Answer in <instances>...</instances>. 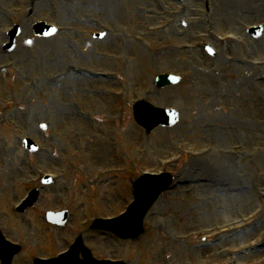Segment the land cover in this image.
I'll list each match as a JSON object with an SVG mask.
<instances>
[{"label": "rangeland", "instance_id": "rangeland-1", "mask_svg": "<svg viewBox=\"0 0 264 264\" xmlns=\"http://www.w3.org/2000/svg\"><path fill=\"white\" fill-rule=\"evenodd\" d=\"M22 1H24V5L19 0L16 4L10 3L8 0H0V67L6 66L5 70H8L0 71V165L3 167V169L0 167V180L8 181L10 189H13V184L20 181L25 183L27 179H32L35 176V169L41 168L36 165L37 162H46L50 168L51 163H58L53 161L54 158L60 161V165H63L65 158H70L81 161L88 168L87 178L83 180L86 184L87 194L93 195V192H97V190L92 191L93 187L88 183L97 170L100 171L107 167H123L127 163L130 171L123 175L125 177L105 179L98 185L102 191H107L115 196L121 188L124 189L125 187L122 179L128 178L130 181L135 179L140 168L155 166L154 158L156 156L165 158L168 151H172L176 145L184 143L185 141L182 139L175 138L178 128H174L175 130L165 132L163 144L153 142L149 148V141L145 139L144 133L134 125L131 116L132 106L133 101L139 97H133L132 93L138 94L134 85L138 87L141 85L142 73L140 71L143 70V67L145 74L150 73L152 75V72L154 74L151 77L150 85L145 89L148 92V100L159 106L177 107L181 111L182 118L179 127H192L195 131V134L192 133V135L196 138H208V132L203 123H200L208 116L215 115L221 119H231V115H223L224 111L230 114L233 112L242 129L246 126L253 127L255 124L261 123L259 120L264 119V105L255 104L253 99L244 97L237 92L229 91L227 94H223L220 85L225 80L210 77L206 73L212 67L197 66L196 61L193 62L189 56L192 54L183 51H179L177 56L172 55L169 47L174 45L177 49L183 44V41L169 32L160 35H148L147 28L149 25L144 23L147 22L145 19L148 18L146 7L142 6L140 1L129 0L127 3L126 0H121L122 2L126 1L131 10L132 24L125 13V9L121 10L120 0H84L83 3L76 4L73 10L61 11L63 17H60V3L55 0ZM171 5L173 3L168 0L165 6ZM65 7L70 9L69 6ZM13 8L24 10L22 14L15 15L12 11ZM143 9L145 10L144 13L142 12ZM27 10H31V13L32 11L35 12L31 19L29 18L31 14L26 16ZM4 16L10 17V19H6ZM14 16L16 23H25V30L26 24H29L30 20L36 22L40 19H47L59 24H61L60 21H64L67 22L64 25L73 26L72 21H75L76 17L81 18L85 24H89V16L102 17L110 21L109 26L114 28L113 33H115L109 38L107 36L108 43L112 48L111 62L121 61L119 59L121 54L113 53L120 47L118 37H114L117 34H121V40H127L128 37L139 34L148 35L146 44L151 52L146 51L144 54L141 49H131L124 53L122 61L125 64L135 61L142 64V67L139 65L124 67L128 71V80L124 85H121L119 80L85 81L73 74L70 67H93L118 73L122 70V65L114 67L113 64L106 61L102 65L98 62L102 69L97 68L94 66V61H101L106 58L95 55L91 59L89 52L82 53L85 60H81V62L73 61L74 56L62 57L64 52L72 55V47L81 43L77 33L74 35H57L51 39L41 40L46 41L42 44L39 43L40 40L36 39L30 47H27L21 40L18 41L16 51L7 53L2 48L8 41L3 32L12 25L10 23ZM229 19H231L230 16ZM258 20H261L258 23H264L262 18ZM248 21L238 16L235 23L239 24V27L243 24H253ZM162 23L158 22L156 25ZM232 29L226 25L225 29L219 33L232 32ZM24 36L25 34L23 38L26 39L27 36ZM191 43H197V40L195 39ZM94 45L100 49L102 41H95ZM235 51L239 55L241 53L240 56H237L238 58L246 59L243 50ZM29 54H31L32 59L28 58ZM59 54L60 59L56 61ZM225 54L228 55V52ZM254 56L256 59H260L255 53ZM146 57L155 66L153 69ZM40 63L46 67H39ZM9 64L12 65V68L8 67ZM173 72L193 76L195 84L191 86L184 81L174 89L162 93L156 92L155 77L160 73ZM58 73L68 75V78L61 84L53 82V76ZM207 75L210 85L204 81ZM122 77L123 73L119 75V79ZM150 79H146L145 82ZM19 84V89L16 90ZM31 84L34 86L31 87ZM130 85L133 86L129 90ZM233 87L235 88L234 83ZM72 88L77 90L79 97L81 95L85 102H77L70 97ZM120 89L126 91L125 97L114 98L112 94L120 91ZM151 91L154 92V95L150 94ZM90 95L93 96L91 100H89ZM223 96L230 97L224 98ZM140 97H143V94ZM2 101H7L8 105H3ZM51 111L60 112V114L54 118ZM80 114L83 117L77 118ZM72 116L74 119L70 118ZM9 122L14 123V129L10 127ZM43 123H47L49 127L43 128ZM246 130L248 133L252 132V128ZM261 130L264 131V126ZM178 134L184 139L194 140L183 131ZM26 137L37 140L42 147L50 149V152L48 154L26 152L23 149V141ZM171 142H173L172 147L168 146ZM261 142H264V134L259 142L256 140L255 146L260 147ZM70 145L72 150L64 151L61 149ZM233 145L240 144L235 142ZM192 146L207 147V144L201 142ZM138 151H145L147 155L141 157L138 155ZM42 157L45 159L43 160ZM216 161L217 164L221 165L222 162L219 159ZM242 161L238 173L234 176H227L225 173L217 174L215 169L209 175V181L212 183L203 180H191L192 182L180 186L177 190L166 193L146 221L149 233L140 240V247H136V244H130L134 247H127L129 250L128 259L132 264H141L145 252L158 253L157 261L161 264H251L250 251L254 248L260 249V243L264 242L263 220L254 222L258 223L259 233H250L254 226L253 223H250L240 227L238 231L232 232L234 234L227 233L224 236L225 240L219 246L214 245L213 242H202L200 239L187 242L176 240L179 237L189 236L193 232L207 229L208 223L203 225V222L208 218H215L214 226L223 225L221 223H227L237 218L244 211L240 205L235 203V200L241 197L242 192L235 191V196L227 200L222 206L221 223L217 222L219 218L215 217L220 210L216 206L220 203L218 199L225 198L226 193H229L226 191L227 186L235 187L238 184L235 188L238 190L246 182L250 171L256 178L262 177L263 169H260V165L257 164L258 161H254L247 155H242ZM212 165L215 164L212 163ZM187 167L172 165V170L181 175V180L185 181L187 180V177H184ZM200 178L205 177L198 179ZM257 184L259 185V183ZM7 187V184H0V194H4ZM26 189V187L18 189L20 190L18 192L20 197ZM58 190L60 195V188ZM261 190V193H264V188ZM207 196L214 198L215 201L207 204L198 200V198L203 199ZM129 197V201H132L131 186L129 187ZM16 202L17 198L13 203ZM99 202V197H91L82 204L86 207H92L95 204L98 205ZM115 203L118 207L116 213L126 209L127 203L124 204L123 200L116 198ZM96 208L99 207L93 209ZM250 211L248 210L247 213ZM38 213L43 214L44 211L41 210ZM22 225L28 231L31 223L23 221ZM238 235H246V238L240 237L241 241H235ZM35 240L36 252H45V255L58 245L55 232L46 225H43L41 232L35 234ZM262 246L263 248L259 251L262 254L254 257L256 264H264V245ZM64 248L65 246L57 248L56 251ZM239 248H243V254L236 257L233 252ZM104 257L102 255V258Z\"/></svg>", "mask_w": 264, "mask_h": 264}, {"label": "water", "instance_id": "water-1", "mask_svg": "<svg viewBox=\"0 0 264 264\" xmlns=\"http://www.w3.org/2000/svg\"><path fill=\"white\" fill-rule=\"evenodd\" d=\"M171 81H172V79H167L165 81H163V79H161L160 83L162 86H165V85H169ZM145 113H147L150 116V120H151V125L148 127V130H151L153 127H156V126L161 125V124H167V122L169 121L168 118L164 117V114L162 112L145 110V108L141 105L140 109L137 113V118L139 119L141 124L146 123L144 120ZM158 180L159 179L147 178V179H144L138 183V185L136 186V190H135L137 202L133 206V209L136 208V206L140 203V200L142 198H144L145 196H147V195L153 196V194H156L154 197H152L153 198L152 203H153L156 200L157 196L160 195L164 190H166L171 183V181H170L167 184H164L162 187L156 186L155 188H153L152 191H147L148 188L145 187L146 184L148 182L154 183L155 181H158ZM145 191H147V192H145ZM152 203H151V205H152ZM150 206H149V208H151ZM149 208L148 209L146 208L147 209L146 212H148ZM136 221H137V218H135L131 221L130 226H129L130 230L128 231V233L125 236H122V237H124V238H126V237H128V238L137 237V234H135L134 232H131V229L136 226ZM139 232H141V226L138 229V233Z\"/></svg>", "mask_w": 264, "mask_h": 264}, {"label": "bare ground", "instance_id": "bare-ground-1", "mask_svg": "<svg viewBox=\"0 0 264 264\" xmlns=\"http://www.w3.org/2000/svg\"><path fill=\"white\" fill-rule=\"evenodd\" d=\"M193 26L194 25L190 23L187 26V29L190 31ZM219 67L223 68V69H226V70L229 69V67L227 65H225L224 63H222V62L219 64ZM230 81H235L239 89H243V90L249 91L251 96H252V98H254V99L264 96V85L261 87V89L259 91L260 92V96H256L254 94L253 90H254V88H256V84L253 82L252 79L231 76L229 82ZM214 169H215L214 167H210V166H203V165L195 166V165H193V166L190 167L189 172H190V176L192 177L193 175H195L197 173H200V172H211ZM208 202L209 201L206 200V199L201 200V203H208ZM209 203H211V202H209Z\"/></svg>", "mask_w": 264, "mask_h": 264}]
</instances>
